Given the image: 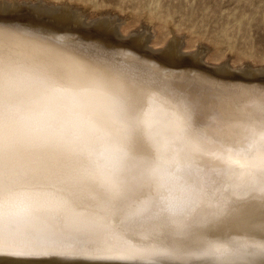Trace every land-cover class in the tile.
Masks as SVG:
<instances>
[{
  "label": "snow or ice",
  "instance_id": "1",
  "mask_svg": "<svg viewBox=\"0 0 264 264\" xmlns=\"http://www.w3.org/2000/svg\"><path fill=\"white\" fill-rule=\"evenodd\" d=\"M9 7L33 6L0 12V255L264 264V85L187 73L177 91L156 65L143 82L109 79L38 57L42 37Z\"/></svg>",
  "mask_w": 264,
  "mask_h": 264
},
{
  "label": "bare ground",
  "instance_id": "2",
  "mask_svg": "<svg viewBox=\"0 0 264 264\" xmlns=\"http://www.w3.org/2000/svg\"><path fill=\"white\" fill-rule=\"evenodd\" d=\"M53 2L50 0H46V2L0 0V12L5 11V5L33 6L31 8L9 7L7 12L21 24L30 26L42 37L41 40L30 43V47L38 57L55 54L61 58L76 60L96 68L109 79L121 74L129 82H143L151 73V69L147 66L156 65V74L159 76L163 73L164 76V80H161L157 86L164 87L166 80L167 86L177 91L187 89L184 82L187 73H197L222 83L246 84L256 88L264 85V60L247 58L245 55L241 57L238 54L240 59L236 58L239 56H236L234 60L229 61L230 64L222 62L223 59L222 63H219L223 56H219L217 52L207 56L201 48L195 49V43L192 44V40H189L190 36H188L187 45L176 37L166 42L169 34L165 37L164 33L170 29L171 24L167 23L168 20L165 23L163 20H158L159 17L156 18L154 13H145L146 16L143 15L145 20L142 19L150 26L152 25L151 28L154 32H151L154 33V37H151L153 33L149 36L147 28L142 31L139 28L137 32H130L132 27L130 20L135 18L136 14L134 13L133 15L129 12V22L126 19V23L125 19L122 21H112L110 18L89 19L90 14L87 16L81 11L73 10L70 6L61 5V2L65 4L64 0H54ZM88 8L91 7L88 6ZM89 10L87 9V12ZM138 17L136 19H139ZM155 28L159 31V36L163 34L160 36L161 38L165 35L164 40L156 37ZM82 53L91 58H86V55H82ZM237 59L239 60L237 61ZM246 59L250 64L241 63ZM139 61H144L145 65H140ZM120 66H125L122 73ZM189 94L192 93L189 92ZM156 120L162 130L167 128V114L163 109L156 112ZM226 187H228L227 182L216 185L215 191H209V196H215L217 192ZM51 259L58 260L59 258ZM0 264H49V261H17L15 258L0 255ZM78 264H83V262H78Z\"/></svg>",
  "mask_w": 264,
  "mask_h": 264
},
{
  "label": "rangeland",
  "instance_id": "3",
  "mask_svg": "<svg viewBox=\"0 0 264 264\" xmlns=\"http://www.w3.org/2000/svg\"><path fill=\"white\" fill-rule=\"evenodd\" d=\"M40 1L46 2V0ZM50 1L54 3V0ZM64 1L65 4L61 2V5L70 6L73 10L81 11V13L87 16L90 14L89 19L110 18L112 21H122L125 19L126 23L127 20L129 22L130 13H134L137 16L135 15V18L132 19L133 21L130 20V22H132L130 32L142 31L147 28L149 36H151L154 31L151 28L152 25L150 26L143 21L145 20L143 15H145V13H154L153 15H156V18L159 17L158 20H163V23L168 20L167 23H169V25L171 24L170 29H167V31L169 30L168 33L164 31L165 37L169 34L168 38H166V42L176 37L180 42L187 45L186 42L189 38L188 36H190L189 40H192H190L192 44L195 43V49L201 48L207 56L214 52H217L221 57L223 56V58L220 57L221 60L219 63L231 62L232 59L234 60V57L239 55H241V57L245 55L247 58L264 60V0ZM88 6L91 8H88ZM87 9L92 11L89 10L87 12ZM93 11L96 13L94 14ZM137 17L139 19H136ZM155 30L157 38L163 35L160 34L159 36L157 28H155ZM164 36L159 39L164 40ZM151 37H154V33ZM192 37H194V40ZM236 58L240 59V56ZM239 59H237V61ZM241 63L250 64L247 59Z\"/></svg>",
  "mask_w": 264,
  "mask_h": 264
}]
</instances>
